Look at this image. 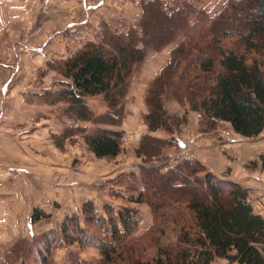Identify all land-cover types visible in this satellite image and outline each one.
Here are the masks:
<instances>
[{"label":"trees","instance_id":"obj_1","mask_svg":"<svg viewBox=\"0 0 264 264\" xmlns=\"http://www.w3.org/2000/svg\"><path fill=\"white\" fill-rule=\"evenodd\" d=\"M142 10L138 32L105 31L63 62L59 71L66 83L52 93L54 102L67 103L75 120L90 121L85 99L101 96L110 111L105 123L118 126L130 77L147 50L174 43L144 96L148 130H161L168 138L144 137L136 156L144 163L158 161L161 149L171 144L184 122L164 110L172 100L199 115L202 133L222 122L243 138L258 137L264 130V0H230L210 19L186 3L163 8L150 0ZM121 138L119 131L100 130L84 141L96 158L113 159L121 152ZM259 163L264 172V154ZM141 172L142 187L132 202L147 204L152 213L153 225L140 237L147 244L128 238L135 214L111 218L109 243L87 237L77 216L62 222L63 238L96 248L99 264H211L216 259L264 264V220L247 201V188L217 177L195 159L165 173L149 165ZM82 212L86 221L96 215L90 202ZM46 218L49 214L35 209L30 220ZM58 239L57 232H46L37 247L47 256Z\"/></svg>","mask_w":264,"mask_h":264},{"label":"rangeland","instance_id":"obj_2","mask_svg":"<svg viewBox=\"0 0 264 264\" xmlns=\"http://www.w3.org/2000/svg\"><path fill=\"white\" fill-rule=\"evenodd\" d=\"M36 1L41 6L45 2L48 9L33 21L30 30L23 18L34 13L29 0H0V264H99L101 256L96 248L69 244L63 238L60 230L66 217L77 216L87 237L109 243L111 218L117 221L118 214H135L131 220L133 232L128 238L136 237L140 239L139 244H147V240L140 237L153 225L152 213L147 204L132 202L142 187L141 169L149 165L165 173L186 159H195L210 171L207 164L217 170L220 163L217 157L197 159L189 155L188 150L181 149L178 141L189 147L195 132L206 133L200 132L199 115L173 100L164 104V110L184 122L173 135L171 144L161 149L158 161L144 163L136 156L144 137L161 139V134L165 135L161 130H148L144 120L147 113L144 96L149 82L167 64L174 43L157 51L147 50L143 62L130 77V87L123 101V118L118 126L105 123L110 111L101 96L85 99L93 115L90 121L75 120L68 112L67 103L54 102L56 97L52 93L63 89L61 84L66 83L59 71L63 62L86 43L98 42L105 31L125 33L134 29L138 32L142 6L150 0L33 2ZM158 1L163 8L190 4L210 19L230 0ZM195 19L196 15H192L189 22L193 24ZM38 49H42L41 55L37 54ZM218 128L223 134L232 132L227 124H217L215 130ZM100 130L122 133L121 152L116 158L98 159L85 144L84 136ZM257 141L258 137L248 140L249 143ZM231 161L232 167L228 164L220 169V178L225 179L236 171V166L233 170L234 160ZM259 165L257 159L245 164L244 168L256 177L264 174ZM25 187L29 194L40 199H46V193L52 192L70 201L80 196L75 191L86 188L87 196L94 198L96 207L92 201L86 202L92 203L96 215L93 220L86 221L82 211L63 219L62 214H58L55 225L50 227L45 225L50 223L40 222L50 220L52 214L35 223L30 220L32 214H19L23 222L26 219L34 226L31 231L26 230V221L23 224L19 218L23 229L18 233L20 229L13 227L15 214L5 219L7 214L3 212L6 202H11ZM67 191L72 194L63 195ZM251 199L248 195L247 201ZM250 205L257 214L252 203ZM55 207L58 209L57 205ZM49 231L57 232L59 239L46 256L37 243ZM153 252L150 248L147 253Z\"/></svg>","mask_w":264,"mask_h":264},{"label":"crops","instance_id":"obj_3","mask_svg":"<svg viewBox=\"0 0 264 264\" xmlns=\"http://www.w3.org/2000/svg\"><path fill=\"white\" fill-rule=\"evenodd\" d=\"M33 1L34 0H29V5L32 11L34 8V13L30 12L29 15L26 14L23 17L26 19V23L30 27V30L32 28L33 21L35 19H38L39 16L45 13L48 9L46 8V6H44L46 5L44 4L45 2H43V6H41V4L38 3V1L36 2ZM54 3H58V2L54 0ZM56 8L60 9V7H56ZM37 54L41 55L42 49L40 51L38 49ZM221 123L222 122L218 124ZM222 124H226V123H222ZM161 135H162L161 139H165L167 137L163 134ZM258 139L259 141L257 142L249 143L248 142L249 139L243 138L235 134L233 131L231 132V134L230 133L223 134L218 128L217 130L206 134L195 132L192 139L191 140L189 139L190 146L188 147V144H186L183 145L181 149L188 150L187 152L189 153V155L197 159L203 158L204 160V157L206 158L208 157L209 159L213 160L214 158L217 157L218 162L220 163L219 169L217 170L213 169L211 165L208 164L207 166L209 167L210 172L219 178L222 176L221 175L222 171H220V169L225 168L226 166H228V164L231 165L228 166L229 168L232 167L231 160H234L233 170L236 166V171L235 172L232 171L230 173V176H226V177L224 176L225 179L241 184L245 188L251 189L249 193V197H251L252 199L257 198L264 203V174L253 177L254 175L249 174L246 171V168H244L245 164L257 159L259 160V157L264 154V130L262 131V133L258 135ZM235 160H238L237 164H235ZM242 166L243 168H241ZM33 181H36V179H34ZM23 183L27 184L26 182ZM75 192L79 193L80 195L77 200L75 199L70 201V199L65 196L57 197L52 192L50 193V195L46 193L47 194L46 199H40L39 197H35L29 194L27 187H25V189H23L19 195L17 194L11 202L10 201L6 202L5 204L6 207L4 208V212H3L4 214H7L5 216V219L9 217L12 218V216L9 215L15 214L13 227L14 228L16 227L15 230L20 229L18 232L20 233V231H22L23 229L22 228L23 221L21 215L19 214H32L33 210L40 209L44 213L52 214V218L50 220H46V221L44 220L40 223L42 224L50 223L45 225H49L50 227H52L55 225L54 219L58 218V214H62V219L68 214H72V213L79 214L82 211L83 204L86 201L89 200L92 202L94 201V198L92 196L89 197L87 196V193H89V191L86 188ZM70 194H72V191H67L63 195L69 196ZM93 204L96 207L94 202ZM55 205L58 206V209L55 207ZM95 210H97V208ZM27 217L29 218V216ZM19 218H21L20 220L22 222H19L18 220ZM33 226L34 225H32L30 222L26 221V230L31 231ZM211 264H228V263L224 259H216Z\"/></svg>","mask_w":264,"mask_h":264},{"label":"built area","instance_id":"obj_4","mask_svg":"<svg viewBox=\"0 0 264 264\" xmlns=\"http://www.w3.org/2000/svg\"><path fill=\"white\" fill-rule=\"evenodd\" d=\"M248 202H250V201H248ZM250 203H252V205L256 209L257 215L262 217L263 220H264V203L261 200H258V199H255V200L251 199Z\"/></svg>","mask_w":264,"mask_h":264},{"label":"water","instance_id":"obj_5","mask_svg":"<svg viewBox=\"0 0 264 264\" xmlns=\"http://www.w3.org/2000/svg\"><path fill=\"white\" fill-rule=\"evenodd\" d=\"M178 143H179V146H180V147H182V146H183L182 142L178 141Z\"/></svg>","mask_w":264,"mask_h":264}]
</instances>
